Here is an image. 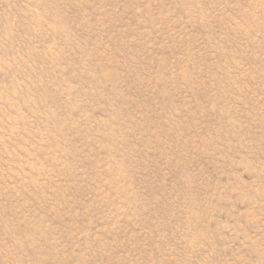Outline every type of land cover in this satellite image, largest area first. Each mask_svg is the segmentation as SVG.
<instances>
[{
    "label": "rangeland",
    "instance_id": "374dc122",
    "mask_svg": "<svg viewBox=\"0 0 264 264\" xmlns=\"http://www.w3.org/2000/svg\"><path fill=\"white\" fill-rule=\"evenodd\" d=\"M0 264H264V0H0Z\"/></svg>",
    "mask_w": 264,
    "mask_h": 264
}]
</instances>
